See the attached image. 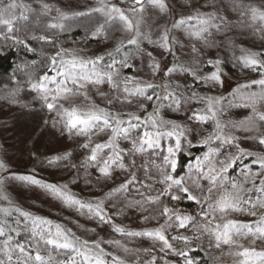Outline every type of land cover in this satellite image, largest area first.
Instances as JSON below:
<instances>
[{
  "label": "rangeland",
  "instance_id": "1",
  "mask_svg": "<svg viewBox=\"0 0 264 264\" xmlns=\"http://www.w3.org/2000/svg\"><path fill=\"white\" fill-rule=\"evenodd\" d=\"M4 2L7 3L8 0H4ZM164 2L167 5V10L164 12H161L158 7L148 4L145 0L142 12L132 13V0H16L17 8L13 10L15 19L12 20V31L9 32L8 25L0 24L1 51L14 50L18 56L17 59L27 69L29 76L28 85L24 88L0 93V161L5 165V168L0 170V179L4 180L3 185L0 186V194L8 198L7 200H0V208L7 207L10 209L11 216L7 217L10 222L14 219L21 220L19 234L17 235L16 232L8 233L13 238V244L19 242L26 246L31 245L33 219L39 217L40 221L49 222L42 224L41 227L47 228L52 233L56 232L55 226L60 225L61 231L69 239L78 238L80 242H88L85 247L80 249L84 255H77L72 249H65L72 253L68 257H75L76 264H85V256L89 257L88 264H95V257L101 255V249L106 254L102 256L106 264H113V257L123 259L125 264H148L153 257L156 258V264L176 263L177 256L171 252H161V242L156 238L126 236L114 232L112 228L114 224L124 228L126 232H147L159 228L168 220L164 216L145 220L144 218L148 215L145 208L144 210L139 207L127 208L125 204L130 200L142 199L137 189L139 192H143L145 196H156L165 187V185L158 183L159 179H162L159 168L152 166L146 175L140 165L153 160L156 161L157 165L160 164L162 161L161 153L166 155L167 148L175 145V139L165 138L161 141V147L155 149L146 147L143 153L129 157V160H136L137 167L129 168L127 171L114 167L110 170V176L105 178L90 164L91 171L79 173L77 170L85 164L87 156L90 155V149L83 148L82 145L89 141L86 135H79L75 130L69 132L65 127V122L69 118L66 113L73 108L77 109L78 113H83L96 106L105 108L112 113L119 112L124 119H128L127 113L132 112L141 116L143 120L153 113L154 106L158 105L160 116L164 119L189 129H195L188 133V140L192 141V146H188L187 140L183 141L181 151L188 155L190 149L196 146L203 147L204 152L207 151V147L200 143L202 136L198 133L207 135L212 132L215 128V120L208 119L203 123L189 120L193 112L206 114V101L192 100L179 111H174L172 107H169V101H147L143 97L134 98L131 105L122 103L126 95L123 92L125 77H135L141 86L152 83L154 87L147 90V95L163 94L162 88L159 86L165 83L172 87L179 83L181 85L179 91L185 96H191V92L194 91L199 97L219 98L220 104L217 107L220 111L217 113V119L225 125L226 132L237 137L235 143L239 144L245 153L256 154L254 156H241L234 146H226L222 149L225 155L240 157L227 173L229 180L242 185L244 189L242 196L248 193L250 194L249 199L252 201H256L258 197L264 198V193L255 190L256 187H259V180L264 177L258 176L254 181L252 179L246 181L242 174L249 172L250 175L252 172L259 173L261 171L259 165L254 164L253 160L256 159L257 155L264 156V146L259 145L258 140L253 139V137L257 136L258 133L264 135V122L257 118L255 129L247 132L243 130V127L252 128L248 118L254 115L253 108L257 113H264V87L252 84L253 80L262 79L264 75L261 74L262 70L245 67L241 59L245 55L241 49L246 50V52L260 53V59H264V38H262L264 33L261 31L264 29V21L259 18L253 20L249 11L251 7L264 10V6L260 2L252 3L250 0L249 2L248 0H188V3L185 0H164ZM102 3L108 4L109 7L120 8L133 22L140 20L141 31L157 43L149 44L148 40L140 39L139 49L136 46L128 45V39L134 36L135 32H129L126 29L118 14L109 16L106 12L91 11L101 7ZM44 5H48V8H45ZM197 11L205 14L211 13L216 17L215 20L204 26L208 28V31L202 34L204 39H198L191 35L192 31L201 27L198 19L187 20L180 27H173L175 21L187 18L189 15L195 17ZM81 12L86 13V15H76V13ZM242 12L243 15H241ZM62 14L67 18L61 19ZM221 17L224 18L223 23H221ZM4 18L10 19L11 17L5 14ZM229 23L233 25L231 27L232 34L244 36L241 41L237 38L211 37L214 31H218L212 26L213 24H219L222 27ZM52 24L62 25V27L53 28L51 27ZM98 28L100 31L94 36L93 33ZM165 29H167L169 40L174 38L177 41L175 44H169L171 51H165L158 46L161 37L165 34ZM73 32L78 33L75 39L70 40L64 37ZM5 35H7V39L4 38ZM42 36L46 39L41 40L40 37ZM249 39H253L257 47H249L243 44L245 40ZM19 40H23L24 44H20ZM121 44L124 46L121 47L119 53H116V47ZM193 46L197 48L196 53L192 52ZM62 49L69 53H76L82 59H94L102 56L101 69L112 63L113 58L117 61L123 60L127 54L128 64L131 67L120 68L117 65L119 69V77L116 78L119 84L118 88H112L107 82L99 85L85 82V87L77 93L74 86L68 83L67 86L74 89L73 93H60L58 98L53 101L52 97L57 95L56 89L63 77L57 75L59 65L54 67L50 57ZM234 50L238 52L237 63L230 59ZM148 51L152 52L155 61L160 65L159 70L154 75L153 70L149 67L150 60L145 55ZM109 53L112 55L109 56ZM225 55L228 57L226 61ZM44 56H47L48 61L43 73L37 78H33L39 73V68L35 66L37 59ZM63 58L71 59V56L65 55ZM194 60L200 75H210L216 71L215 61L219 60L221 62L219 65L220 83L197 81L191 75L179 71L172 73L170 77L165 76L167 68L175 67L178 64L193 67ZM90 67L91 65H89ZM76 71L79 73L80 70L77 69ZM44 75L50 78L49 81L45 82L47 89L50 90L46 93L49 102L60 108L58 112L49 111L41 99V94L31 88V85L37 83ZM52 78L55 79V82H51ZM242 85H247V87H241ZM128 86L133 87V85ZM189 88L191 91L188 90ZM253 93L256 95L253 96ZM65 95H70L69 102H67L68 99L64 102L60 101V98L62 99ZM105 97L111 98L112 103L109 104ZM140 103L144 104L145 110L143 112L139 110L138 105ZM241 122H244L242 127H231L232 124L239 125ZM145 130L151 129L141 124L139 133L142 134ZM89 135L92 134L89 133ZM107 139L108 135H92L91 146H94L95 143H104ZM118 143L121 147H131V144L124 140H119ZM107 152L108 149H105L102 155ZM204 152L199 156L203 157ZM65 154H70L68 159H59L55 163H49V160L62 157ZM220 158L223 159L224 157L221 156ZM195 163L196 159L182 178L185 185L195 195L203 199L209 195L207 191L209 183L207 180H199L197 169L193 167ZM68 166L71 169V174L61 180H54L55 175L59 176L58 173L65 174ZM236 166L238 167L237 171H235ZM201 170L207 171V168ZM167 171L170 174L173 172L170 167L167 168ZM233 171L235 172L234 175ZM132 172H135L137 177L133 184L139 181L141 185L135 187V199L128 198L120 201L117 209H107L105 202L117 193H113L111 197L106 194L126 179H130ZM139 175L140 179L138 178ZM12 177H31L40 183L33 184L27 180L13 179ZM196 182L200 184L199 188L196 187ZM45 185H56L72 197L85 203H91L93 207L98 202H102L104 212L111 217V224L101 222L87 208L78 210V206L66 205L60 197L44 187ZM64 185L67 186L66 189L63 188ZM144 185H151V187L146 188ZM227 187L231 190L230 184ZM176 194L179 195V193ZM212 196L213 199H217L219 193L214 192ZM56 198L58 202L55 203ZM161 199L163 205H167L173 211H178L181 215H190L194 219L201 217L204 223L201 208H207V203L197 204L191 201L194 203V208L186 209L181 205L180 200L171 201L170 196ZM241 207V211H230L227 218L241 221V224H250L253 232H255L257 227L255 222L259 221L262 213L258 211L257 215L253 217L248 214V209L251 208L250 204H244ZM20 212L30 214L27 220V230H25L24 217L20 216ZM85 216L89 220L94 218L96 223H92V220L84 222L83 217ZM0 217H3L2 213H0ZM208 219H212V217L210 216ZM217 222L219 221L213 222V227ZM168 223L172 227H166L164 232L166 238L175 247L185 248L182 241L171 240L172 236L182 235L180 231L182 228L177 226L179 221L173 216ZM189 223L191 221L188 222L187 226ZM13 227L16 225L13 224ZM244 231L247 232V229ZM198 237L199 239L189 237L191 243L186 250L189 251L200 244L209 249L215 248L214 237H209L208 234H199ZM3 239L4 237H0V247H2ZM128 239H133L134 242ZM243 239H245L243 245L245 248L255 249L258 252L264 251V241L256 240L255 243H252L255 237L251 235L244 236ZM115 240H119L120 245L109 243V241ZM42 244L43 242H41ZM96 244L100 245L99 249L95 247ZM31 246L34 247V245ZM75 246L79 247V244ZM124 248L133 250L135 255L131 257L129 253L124 252ZM231 264H260V260L242 255Z\"/></svg>",
  "mask_w": 264,
  "mask_h": 264
},
{
  "label": "snow or ice",
  "instance_id": "2",
  "mask_svg": "<svg viewBox=\"0 0 264 264\" xmlns=\"http://www.w3.org/2000/svg\"><path fill=\"white\" fill-rule=\"evenodd\" d=\"M146 2L150 5L158 7L161 12L167 10V5L164 0H146ZM188 3V0H185ZM145 0H132V13L142 12L144 8ZM45 8H48V5H44ZM239 7V5H237ZM17 8L16 0H8L7 3L4 0H0V24H5L9 26V32L12 31L11 25L12 20L15 19L14 11ZM91 11L94 12H106L109 16L113 14H118L121 21L124 22L126 29L129 32H135V35L128 39V45L136 46L139 49L140 39L148 40L149 44H156L157 42L152 41L148 38L146 33L141 31V21L136 20L133 22L129 19L128 16L122 12L120 8L115 6L109 7L108 4L102 3L101 7L94 8ZM251 12V18L256 20L259 18L261 21H264V10L258 9L256 7H251L249 9ZM5 14L9 15L10 19H5ZM244 13L242 12L241 15ZM76 15H86V13H76ZM61 19H66L67 17H60ZM214 14L211 13H201L199 11L196 12L195 17L189 15L187 18H181L173 24L174 28L180 27L185 24L187 20L198 19L199 27L197 30L192 31L191 35L197 37L198 39H204L203 33L208 31L205 25H208L213 20H215ZM221 23L224 22V18H220ZM213 27L220 29L219 24H213ZM51 27H62V25L52 24ZM100 29L98 28L96 32L93 33L95 36L99 33ZM262 33H264V29H261ZM7 39V35L4 37ZM264 38V35H262ZM41 40H45V37H40ZM20 44H24L23 40L18 41ZM175 44L177 41L172 38L169 40L167 35V29H165V34L161 37L158 46L163 48L165 51H171L169 44ZM124 45L121 44L116 47L115 52L119 53L121 47ZM242 52H245V55L241 57L245 67H250L253 70H262L261 74L264 75V59H260V53L255 52H246V50L241 49ZM192 52L196 53L197 48L195 46L192 47ZM65 55L71 56V59H64ZM109 56L112 53L108 54ZM145 55L149 58L150 63L149 67L153 70V75L157 70H159L160 65L157 63L153 57L152 52L148 51ZM52 65L55 67L59 65L57 69V75L63 77L57 86L56 96L52 97V100L55 101L60 93L64 94H72L74 89L69 88L67 86L68 83H71L76 92L78 93L81 89L85 87V82L88 84H96L99 85L101 83L107 82L112 88H118L119 84L116 81V78L119 77V69L120 68H130L131 65L128 64L127 54H125V59L123 60H115L113 58L112 63L107 64L103 69L100 68V62L103 60L102 56L95 57L94 59H82L76 53H69L67 50H61L55 53L54 56L50 57ZM196 61H193V67H187L184 65L178 64L175 67H169L165 71V76H171L174 72L187 73L192 76L194 80L204 81V82H214L220 83L221 75H220V61L216 60L215 65L217 70L213 71L210 75H200L198 73V69L195 67ZM209 63H212L209 61ZM89 65L91 67L89 68ZM79 69V73L76 71ZM50 78L47 75H44L40 78L37 83H33L31 88L33 91H37L41 94V99H43L45 106L52 111L55 109L56 105L52 102H49V97L46 94L49 89H47L45 82L49 81ZM51 82H55V79L52 78ZM124 88L123 92L126 94L122 103L127 105H131L133 103V99L136 97H143L147 101H169V107H172L174 111H179L183 106L190 103L192 100L197 101H206V114H201V112H193V115L189 117V120H196L200 123L207 121L208 119L215 120V128L212 132L207 135H203L202 133H198V135L202 136L200 143L207 147V151L204 152L203 157L197 156L196 163L193 165L194 168L197 169V176L199 180H207L209 183V187L207 189L209 195L203 197L201 199L197 195H195L189 187H187L184 183V179H176L173 175H171L167 168L170 167L173 171H175L177 167V161L174 159L176 152L182 150L183 141L187 140L188 146H192V141L188 140V133L194 131L195 129H189L187 127H183L173 121L166 120L160 116L158 105H155L153 108V113L149 114L143 120L141 116L136 115L135 113L129 112L127 113L128 119H124L122 114L119 112L112 113L105 108H100L93 106L88 111L83 113H78L77 109L73 108L70 112H67L66 115L69 117L65 122V127L72 132L76 131L79 135H86L88 137V143L82 145L83 148L90 149V155L87 156L85 164H91V166L95 167L101 176L107 178L111 174L112 168H119L121 170L127 171L129 168H135L136 160L131 159L129 157H135L137 153H143L147 148H159L161 147V141L165 138H174L175 145L169 146L167 148V154L164 155L161 153L162 161L160 164H156V161H149L145 164L140 165L141 168L145 171L146 175L150 171V166H155L160 169V175L162 179H159L158 183L165 185V187L159 192L156 196H145L143 192H137L142 197L141 200H130L127 201L125 207H139L141 210H144L145 204L148 205H162V211L160 212L161 216L167 217L168 220L165 221L164 225H161L159 228L154 229L153 231L147 232H126L124 228L112 225L113 231L116 233H120L126 236H149L156 238L159 242H161V252H171L175 256L183 257L185 259V264H193L191 259H188V250L187 246L191 243V240L187 236L176 235L172 236V241H182L185 245V248H177L170 243L169 239L166 238L164 232L166 227H172L171 224L168 223L169 220H172V217L175 216L176 220L179 221V228H186L188 222H192L195 224V220L190 215H181L178 211H173V209L169 208L167 205H163L162 197L170 196L171 201L180 200L182 197L177 195L176 193H183L186 195L187 199L193 201L197 204L207 203V208H201V214L204 217V223L195 224L196 230L201 233V235L208 234L209 237H214L215 239V247L220 248L221 245H232L236 243L234 236H254L255 239L252 240V243H255L256 240L264 241V198H257L256 201H252L251 199H244L242 196V192L244 191L242 185L230 181L227 173L229 169H232L236 160L240 157L235 155H225L222 152L226 146H234L238 149L241 156L248 155L254 156L256 154L247 152L245 153L244 149L240 148L239 144L235 143L237 137L230 132L225 131V125L221 123L219 119H217V113L220 109L217 107L220 104L219 98H211V97H199L198 94L194 91L191 92V96L183 95L179 89L181 85L177 83L174 87L170 84L165 83L160 85L162 88L163 94H155L147 95V90L154 87L152 83H147L143 86L136 80L135 77H125L123 80ZM252 84H258L264 87V78L259 80H253ZM128 85H133V87H129ZM187 87V86H186ZM241 87H247V85H242ZM191 91V89H188ZM103 96V93H101ZM253 96L256 94L253 93ZM108 99L109 104L112 103V99L105 97ZM139 110L143 112L144 104L140 103L138 105ZM254 115L248 118L249 123L252 124V128L243 127L245 132L255 129V120L258 118L259 121L264 122V113H257L255 108H253ZM210 114V115H208ZM141 124L145 125L146 128H150L151 130H145L139 133V129ZM55 125V122H54ZM244 125V122L238 124H232V128H239ZM98 135L100 133H108V139L104 143H95L94 146L92 144V135ZM253 139L258 140L259 145L264 146V135H260L253 137ZM119 140L127 141L131 144L130 148L121 147L118 143ZM216 145V146H213ZM108 149V152L104 155V150ZM70 154H65L62 157H55L52 160H49V163H55L56 160L59 159H68ZM224 158L221 159L220 157ZM254 164H258L261 171L259 173L252 172L249 175V172L242 173L245 177V180L252 179L253 181L259 176L264 177V156H256V159L253 160ZM84 166V165H81ZM75 167V165H73ZM5 165L2 161H0V170L4 169ZM207 168V171H202L201 169ZM13 179H22L27 180L33 184H39L38 180H35L31 177H12ZM136 174L135 172L131 173V178L126 179L123 183H121L118 187L113 188L111 192L106 195L111 197L113 193L118 192H127L130 186L136 182ZM4 183L3 179H0V186ZM230 184L231 190L228 189L227 185ZM51 193L55 194L57 197H60L64 203L68 206H78V210H82L87 208L90 213L99 218V220L105 224H111V217L108 216L103 209L102 202H98L95 207L91 203H85L79 199H76L69 195L66 191H62L61 188H58L56 185H45ZM146 188H150L151 185H144ZM196 187L199 188L200 184L196 182ZM255 187V185H254ZM64 189L67 188L66 185L63 186ZM257 192L264 193V178L259 180V187L255 189ZM250 191V190H249ZM214 192L219 193V197L217 199H213L212 194ZM8 198L2 194H0V200H7ZM9 203H11L9 201ZM250 204L251 208L248 209V214L255 217L260 211L262 214L260 215L259 221H256L257 227L255 232H253L250 224H241L240 222L234 219H228V213L241 211L242 205ZM19 211V209H16ZM154 211H159V207L154 209ZM0 213L3 214V217H0V237H4L2 242V247H0V264H76V259L74 256H69L67 259H57L52 255V249H72L77 255H84L80 251L81 248L87 245V241L80 242L78 238L69 239V237L61 231L60 225H56V232L52 233L47 228L41 227L42 224H48V221H40V218L33 219V226L31 228L32 233V241L31 246H26L25 244L15 242L13 244V238L11 235H8L9 232H16L19 234V226L21 224L20 219H14L13 221H9L7 217L11 216V211L9 208H0ZM219 214V215H217ZM20 216L24 217L25 230H27V220L30 216L27 212H20ZM212 217V219H208V217ZM155 217H145L144 219H153ZM219 221L215 223L213 227L214 221ZM40 221V223H37ZM13 224L16 227H13ZM247 229V232L244 230ZM70 231V230H69ZM38 238V239H37ZM199 239V237H196ZM62 241V242H61ZM41 242H43V247L41 246ZM109 243H115L120 245L119 240L109 241ZM79 244V247L75 245ZM96 248H100L99 244L95 245ZM121 247H123L121 245ZM124 252L128 253L130 250L128 248L123 249ZM101 255L95 257V264H106L105 260L102 258L103 250L101 249ZM147 251V250H146ZM47 253L44 255L43 253ZM240 255L251 258H258L260 260V264H264V251H256L255 249L245 248ZM89 257L85 256V264H88ZM113 264H125L123 259H118L117 257H113ZM148 264H156V258L153 257L152 261L148 262Z\"/></svg>",
  "mask_w": 264,
  "mask_h": 264
},
{
  "label": "trees",
  "instance_id": "3",
  "mask_svg": "<svg viewBox=\"0 0 264 264\" xmlns=\"http://www.w3.org/2000/svg\"><path fill=\"white\" fill-rule=\"evenodd\" d=\"M250 2L252 3L260 2L262 6H264V0H250ZM232 26L233 25L229 23V24H226L225 26L220 27V30L214 31L211 34V37L218 36L224 39L225 37H228L230 39L237 38V40L239 39L241 41V38L244 36H242L240 33L239 34L241 36H236V34H232L231 33ZM77 35L78 33L73 32V33H69L68 35H65L64 37L71 40V39H75ZM254 43L255 42L253 39L245 40V42H243V44L249 47H257L256 44ZM237 55H238L237 50L232 51L230 59H232V61H235V63H237L236 62ZM17 58L18 56H16V52L14 50L9 49L7 51H1V48H0V93L11 92L12 90H15L18 88H24L25 86L28 85L29 76L27 74V69L23 65L20 64L19 59ZM226 58L228 57L225 55V61H226ZM47 61H48L47 56L37 59L35 66L39 68V73L34 75L33 78H37V76L43 73V70H44V67L46 66ZM67 99H68L67 102H69L70 101L69 99H71L70 95H65L62 99L60 98V101L64 102ZM59 110L60 108L59 107L57 108L56 106L53 111L58 112ZM101 134H104V136L108 135V133H100V135ZM204 151L205 149L203 147L196 146L190 149L189 155L182 151L178 152L177 155H175L176 161H177V167L175 171L171 173V175H173L174 178L176 179H179V177L182 178L187 173V170L189 169V167L190 168L192 167V164L195 161L196 157L201 155ZM89 165L90 164H84V166H81L77 171L79 173H82L83 171H88V170L91 171L92 168H89L90 167ZM151 167L152 166H150V168ZM235 168H236L235 171H237L238 167L236 166ZM69 174H71V169L68 166L66 169V173L65 174L58 173L59 176L55 175L56 178L54 180H61L63 178H66ZM234 174L235 172L233 173V175ZM138 178L139 179L141 178L140 175ZM137 185L141 186L139 181L135 184H132L127 192L122 191L112 196V198L108 199L105 202V207H107V209L108 208L117 209L119 208L118 206H119L120 201L127 200L128 198L135 199L134 193H135V187ZM179 195L182 197L180 199V203L183 207H185L186 209L194 208L193 207L194 203L189 201L185 194L179 193ZM249 195L250 194L247 193L245 196H243V198L249 199ZM55 200H56L54 201L55 203L58 202L57 198ZM157 207H159V211H154V209H156ZM144 208L146 209V211H148V215H146V217L159 216L161 218L160 212L162 211V205L157 206V205L147 204L144 206ZM83 219H84V222H90V220H92V223L94 224L96 223V220L94 218L89 220L85 216L83 217ZM194 220H195V224H201L202 222L201 217L195 218ZM240 223L242 222L240 221ZM195 224L191 222L189 223V226H187L186 228H182L180 230L182 235L191 237L192 239H196V237H198L199 234L201 233L196 230ZM243 238L244 236H234L236 243L230 246L221 245L220 248L213 247L209 249V248H206V246H203V244L197 245V247L188 251V259H191L193 264H231V262L235 261L237 258L242 257L240 253H242L245 248L243 246L245 244V241H244L245 239ZM128 240H132L131 242H134L133 239H128ZM41 246L43 247L44 245L42 244ZM128 253L131 257L135 255V252H133V250H130V252ZM43 254L47 255L46 252ZM70 254L72 253L70 251H66L65 249H59V250H56L54 248L52 249V255L56 257L57 259H66L68 255ZM175 261H176L175 264H185V259L183 257L177 256Z\"/></svg>",
  "mask_w": 264,
  "mask_h": 264
}]
</instances>
